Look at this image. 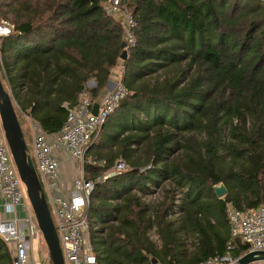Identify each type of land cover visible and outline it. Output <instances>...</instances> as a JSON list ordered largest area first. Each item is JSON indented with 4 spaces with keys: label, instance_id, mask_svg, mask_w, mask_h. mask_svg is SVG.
<instances>
[{
    "label": "trees",
    "instance_id": "16d2710c",
    "mask_svg": "<svg viewBox=\"0 0 264 264\" xmlns=\"http://www.w3.org/2000/svg\"><path fill=\"white\" fill-rule=\"evenodd\" d=\"M105 1L0 0V18L13 25L0 39L7 93L48 134L83 88L96 98L117 66L122 26ZM122 2L135 23L121 61L126 93L85 152L105 161L84 165L89 179L116 158L128 167L96 181L89 195L97 264H196L228 244L236 257L245 246L229 235L225 203L264 202V5ZM218 183L222 197L212 189ZM0 264H12L1 239Z\"/></svg>",
    "mask_w": 264,
    "mask_h": 264
},
{
    "label": "built area",
    "instance_id": "2783aa9c",
    "mask_svg": "<svg viewBox=\"0 0 264 264\" xmlns=\"http://www.w3.org/2000/svg\"><path fill=\"white\" fill-rule=\"evenodd\" d=\"M264 5V0H261ZM106 14L118 19L122 26V38L126 48L134 44V20L122 0H107L103 3ZM13 32V25L0 18V39ZM117 65L122 69L121 60ZM93 85L90 82L87 87ZM126 89L119 77L111 89L96 98L83 88L77 102L66 107V115L60 128L51 134L41 130L28 115L31 139L30 159L32 160L43 196L45 198L53 227L57 235L63 264H97L87 237L86 208L89 195L96 181H102L128 169L122 159L116 158L111 166L104 169L95 179L85 177V164L103 167L105 161H93L85 157L89 143L93 140L106 116L125 95ZM96 113L91 114L93 104ZM56 152L66 154L73 166L68 186L62 181V169ZM85 174V175H84ZM0 196L3 208L12 214L0 219V239L11 248L12 264H34L29 255L30 240L40 234L32 213L25 206L22 183L12 162L8 146L0 126ZM154 196V195H152ZM25 206L27 213L19 217L16 207ZM225 216L229 235L245 246L236 257L230 253L228 244L222 254H215L196 264H235L237 258L249 251H264V202L254 208H236L225 203ZM149 264H161L158 261ZM246 264H264V260H253Z\"/></svg>",
    "mask_w": 264,
    "mask_h": 264
},
{
    "label": "water",
    "instance_id": "95a60500",
    "mask_svg": "<svg viewBox=\"0 0 264 264\" xmlns=\"http://www.w3.org/2000/svg\"><path fill=\"white\" fill-rule=\"evenodd\" d=\"M123 51L119 59L126 58V44L121 42ZM97 104L94 103L91 114L96 113ZM0 126L9 149L17 175L24 186L25 195L31 209L36 226L40 232L42 241L46 247L50 264H63L60 247L55 233L50 212L43 196L33 163L27 154V146L24 141L20 125L11 104L8 93L4 90L0 80ZM214 195L222 197L225 187L222 183L212 186ZM264 260V251H249L237 258L235 264H246L253 260ZM152 260L151 262H154Z\"/></svg>",
    "mask_w": 264,
    "mask_h": 264
},
{
    "label": "crops",
    "instance_id": "0c3cea01",
    "mask_svg": "<svg viewBox=\"0 0 264 264\" xmlns=\"http://www.w3.org/2000/svg\"><path fill=\"white\" fill-rule=\"evenodd\" d=\"M121 74V69L119 67V65H117L116 67H114L111 71V75H110V78L107 80L105 86L103 87V89L100 91L99 95H102L103 93H105L107 90L111 89V87L113 86V82L114 80H116L119 75ZM22 115H23V118H24V123L28 126L29 128V138L31 139V130H30V124H29V120L28 118L26 117L25 114H23V112H21ZM21 125V124H20ZM56 156L59 158V161H60V167L62 169V181L65 185L68 186L69 184V181H70V178H71V175L74 171L73 169V166H72V163L71 161L68 159V157L66 156V154L64 153H61V152H56ZM157 195H148V196H144V199L145 200H148V201H152L154 200V198L156 197ZM3 199L2 197L0 196V219H4V218H10L12 216V214L10 213H7L4 211V208H3ZM25 206H27V209L29 210V213H32L31 212V209L27 203V201L25 200ZM25 206L23 205H19L18 207H16V215L21 217L23 216L24 214L27 213V209H25ZM149 239L153 242H158L157 240V237L154 233H150L149 234ZM9 251H10V254L12 253L11 251V248L9 245H7ZM30 250H31V245H30ZM29 250V255H30V258L31 260L34 262V260L32 259V255H31V251ZM35 264V262H34Z\"/></svg>",
    "mask_w": 264,
    "mask_h": 264
},
{
    "label": "rangeland",
    "instance_id": "374dc122",
    "mask_svg": "<svg viewBox=\"0 0 264 264\" xmlns=\"http://www.w3.org/2000/svg\"><path fill=\"white\" fill-rule=\"evenodd\" d=\"M161 73H163V71L161 72V71L158 70L156 72L157 75L160 74L159 77H161V75H162ZM0 80H1V82L3 84L4 89L6 90V92H8V87H7L6 81H5L4 77H3V74H2V71H1V66H0ZM10 100H11V104L13 106V109L15 110V114H16L17 120H19V122L21 124L20 128H21V131H22L23 136H24L23 138L25 139L24 141L27 144L29 152H30L29 128L24 123L23 115H22L21 111L18 109V107L15 104V102L13 101V99L10 98ZM94 139H96V137H94ZM85 177H87V175H85ZM22 189H23V192H24L25 199L27 201V198H26V195H25V189H24L23 184H22ZM27 203H28V201H27ZM190 239L191 238L189 237V240ZM30 245H31V250L30 251H31L32 259L34 260L35 264H50V261H49L48 256H47L46 247H45V245H44V243L42 241V238H41L40 234H38L36 238H33V239L30 240Z\"/></svg>",
    "mask_w": 264,
    "mask_h": 264
}]
</instances>
